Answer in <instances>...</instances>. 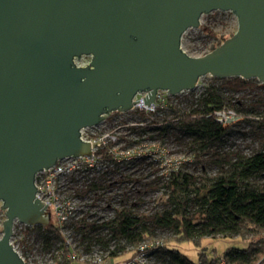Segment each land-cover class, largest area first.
Returning <instances> with one entry per match:
<instances>
[{
  "label": "water",
  "instance_id": "95a60500",
  "mask_svg": "<svg viewBox=\"0 0 264 264\" xmlns=\"http://www.w3.org/2000/svg\"><path fill=\"white\" fill-rule=\"evenodd\" d=\"M219 10L238 29L190 56L183 34ZM205 75L264 85V0H0V264H28L11 243L14 222L52 224L35 177L92 154L83 128L133 110L139 93L149 105L159 89L194 90Z\"/></svg>",
  "mask_w": 264,
  "mask_h": 264
},
{
  "label": "trees",
  "instance_id": "16d2710c",
  "mask_svg": "<svg viewBox=\"0 0 264 264\" xmlns=\"http://www.w3.org/2000/svg\"><path fill=\"white\" fill-rule=\"evenodd\" d=\"M204 30L212 35L209 28L205 27ZM228 38L223 35L219 44L213 45L211 50ZM213 80L200 95L186 99L187 102L191 100L188 110L183 111L175 104H169L166 109L160 108L161 111H174L177 116L174 120H152L145 126L132 127L136 131L157 129L163 135L174 130L177 140H185L187 149L194 151V160L201 164L203 174L190 172L184 167L171 168L163 183L166 199L157 211H143L140 208L141 196L136 201H126L124 196L129 194L127 192L122 194L123 199L114 208L113 216L103 218L101 222H90L86 217L72 221L69 230L85 252L98 250L113 258H128L132 254L127 253L131 248L145 239H158L156 233L161 229L174 235L168 240L161 239L164 244L159 250V260L163 264H221L222 258L219 256L208 259L204 253L200 263H195L175 246H170L172 241L191 240L200 243L206 236L218 235L228 237L252 233L255 237L245 248L229 247L223 257L227 264H255L263 257L264 85L258 78L234 76L221 79L213 76ZM239 92L252 93L254 97L246 103L243 101L247 100L246 97H233L234 93ZM223 107L235 108L242 117L241 122L255 123L257 131L254 133L256 137H261L258 149L248 155L240 150L224 149L239 122L228 127L221 125L213 113ZM139 114L142 118L152 115L146 111H139ZM208 166L217 168L218 172L210 175ZM129 178L125 182H133ZM96 188L100 187L93 182L88 190L82 188L77 191V195L84 197ZM106 198L109 205L114 202L112 197ZM51 223L47 227L36 225L30 229L35 236L34 243L27 245L24 241V252L33 249L37 241L44 258L48 253L57 252L55 263L63 264L59 254L68 251L63 245L65 236L54 220Z\"/></svg>",
  "mask_w": 264,
  "mask_h": 264
},
{
  "label": "rangeland",
  "instance_id": "374dc122",
  "mask_svg": "<svg viewBox=\"0 0 264 264\" xmlns=\"http://www.w3.org/2000/svg\"><path fill=\"white\" fill-rule=\"evenodd\" d=\"M200 24V27L189 28L183 34L184 37L181 47L192 57H198L209 53L213 45L219 44L223 35L231 37V33L238 29L239 22L233 11L219 10L204 14L200 18ZM205 27L212 31V35H210L209 32L207 33V30H204ZM90 59V56H85L81 63L84 64L90 61ZM200 81L202 85H200L199 88L191 92H180L177 96L171 97L169 102H172L183 111L188 110L191 100L187 102L186 99L190 96L197 97L202 93L206 85L214 82L212 75H205ZM233 97L243 99L246 97L247 100L243 101L249 103L254 95L248 92H239L234 93ZM139 111L140 110L136 108L125 112H113L108 117L107 122L92 130L99 132L103 127H106V130L109 131L115 130L118 139L114 147L121 160L114 168L110 169V172L94 181L100 188L92 190V193H96L98 198H101L102 201L95 200L93 204H97L98 206L92 207L89 211H91V214L95 213L97 218L105 217L106 215L113 216L115 212L114 208L118 206V202L123 199L122 194H126L127 192L129 194L124 197L128 202L136 201L139 196L142 197L140 208L143 209V211L148 209L159 210L163 204L162 202L166 199L164 195L165 186L163 183L167 179L166 175L169 174L171 168L177 169L184 167L190 172L193 171L198 174H203V171L200 170L201 164H197L194 160V151L190 152L187 149L185 140H180V142L177 140L174 130L171 129L167 131V134L163 135L160 134V131L157 129L145 131H136L132 129L133 126H145L150 120L163 122L174 120L177 117L174 111H161L158 108L155 112H151L152 115H148L146 118L140 117ZM238 122L239 125L235 127L234 133L227 139L224 149H231L233 151L240 150L248 155V153L259 148L261 137H256L255 135L257 131L255 123L248 121L241 122V119ZM143 123L144 125H142ZM213 149H215V147ZM130 152L133 154L135 153L138 157L141 155L143 158L139 159L137 157L133 160L122 161L124 156L131 154ZM207 171L210 175H214L218 172L217 168L214 167V169H211V166H208ZM129 177L133 179V182H125L126 178L128 180ZM108 196L114 199V202L110 203V205H108L109 201L106 198ZM2 203L3 202H0V238H2V222L6 219V213H4L2 209ZM69 234L72 235V233ZM172 236L174 235L168 230L160 229L156 233V237L160 240H168ZM72 237L74 238L73 235ZM253 239H255V237H253L252 233H247L245 236H206L202 238L200 243L191 240L172 241L170 246H175L193 262L200 263L202 253H204L208 259L219 256L220 259L222 258V260H224L223 257L229 247L245 248ZM130 252L131 251H128L127 253ZM22 253L25 252L22 251ZM42 254L40 246H38L36 241L35 247L24 255L28 260L32 259L34 262L44 261L45 263H52L53 260H55L57 252L46 254V259ZM122 258L124 257L116 258V264L122 260ZM71 264L91 263L72 261Z\"/></svg>",
  "mask_w": 264,
  "mask_h": 264
},
{
  "label": "built area",
  "instance_id": "2783aa9c",
  "mask_svg": "<svg viewBox=\"0 0 264 264\" xmlns=\"http://www.w3.org/2000/svg\"><path fill=\"white\" fill-rule=\"evenodd\" d=\"M82 59L76 60V63L82 66L88 64L89 61L84 64L81 63ZM200 85H202L201 81L197 88ZM188 91L191 92L193 90ZM148 93V91H144L143 93L137 94L135 98L137 102L133 109L138 108L140 111H146L147 113L155 112L158 108L166 109L169 104H173L169 102L170 98L177 96L159 89L156 92L157 96L155 100L148 105L144 99ZM213 114L221 125L226 127L235 125L242 118L235 108L230 107L216 109ZM107 121L108 119L100 122L96 126L81 130V138L84 141H90L92 143L91 155L69 156L59 160L53 167L39 171L35 177L37 189L41 190H38L37 197L45 205L48 204L46 210L51 212V219L60 226V232L65 236L63 245L68 248V251L67 253H58L63 264H71L72 261H84L91 264H116V258L111 257L107 253L103 254L98 250L93 251V253L85 252L75 242L72 235L69 234L71 233L69 227L72 221L76 222L86 217L90 222H101V219L103 220V218L109 217L104 215L105 217L97 218L95 213L91 214V211H89L92 207L98 206L97 204H93L95 200L102 201L96 193H92L91 191L84 197L77 195V191H80L82 188L88 190L89 186L97 178L106 175L110 172V169L114 168L121 161L114 147L118 139L115 130L109 131L106 130V127H103L99 132L92 131ZM108 155L110 156L109 158L107 157ZM124 158L129 161L135 159L136 156L135 153H131L124 156ZM14 224L13 237L11 239L13 247H15L20 256L28 264H43L44 261L34 262L32 259L28 260L24 253H22L26 247L23 243L24 241H26L27 245L34 243L35 236L31 233L30 229L35 226L23 224L17 220H15ZM163 244V240L160 239H145L138 246L131 248L132 254L128 258H122L117 264H163L159 260V250ZM221 261V264H226L225 260ZM51 264H56L55 260ZM255 264H264V255Z\"/></svg>",
  "mask_w": 264,
  "mask_h": 264
}]
</instances>
